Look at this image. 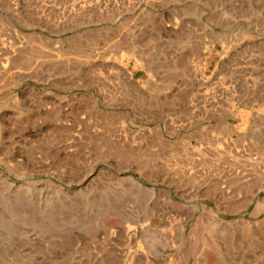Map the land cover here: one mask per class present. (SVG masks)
I'll return each instance as SVG.
<instances>
[{
    "label": "rangeland",
    "instance_id": "1",
    "mask_svg": "<svg viewBox=\"0 0 264 264\" xmlns=\"http://www.w3.org/2000/svg\"><path fill=\"white\" fill-rule=\"evenodd\" d=\"M0 264H264V0H0Z\"/></svg>",
    "mask_w": 264,
    "mask_h": 264
},
{
    "label": "bare ground",
    "instance_id": "2",
    "mask_svg": "<svg viewBox=\"0 0 264 264\" xmlns=\"http://www.w3.org/2000/svg\"><path fill=\"white\" fill-rule=\"evenodd\" d=\"M122 154V153H121Z\"/></svg>",
    "mask_w": 264,
    "mask_h": 264
}]
</instances>
